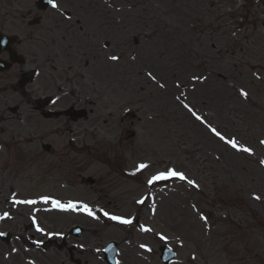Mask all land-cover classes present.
I'll return each mask as SVG.
<instances>
[{"label":"rangeland","instance_id":"rangeland-1","mask_svg":"<svg viewBox=\"0 0 264 264\" xmlns=\"http://www.w3.org/2000/svg\"><path fill=\"white\" fill-rule=\"evenodd\" d=\"M89 1L97 7L101 4L99 0ZM211 1L215 0H141L145 10L133 13L138 18H130L136 20L129 23L130 27L127 28L130 37L128 30L118 33L117 43L125 45V41H128L129 50L121 58V64L112 63L113 85L125 91L129 89L131 99L135 94L140 96L145 102L146 122L141 124L140 130L136 127L138 137L134 146L141 147L142 153L131 155L133 171L127 185L130 199L93 204L99 219L89 221L97 230V242L91 245L97 250L94 252L90 249L86 254L90 264H105L100 258V251L109 240L120 243L119 259L123 264H162L158 247L165 243L178 252V260L174 264H255L245 251L244 242L241 245L239 224L240 218L247 222L251 214L256 213L259 221L264 223V143H261L264 141V47L251 46L247 39L235 34L238 9L235 0H226L229 6L224 9L227 23L222 37L209 34L208 17L218 13L216 7L208 6ZM121 2L124 4L125 0ZM107 9L113 11L112 5L108 4ZM115 13L124 14L118 10ZM133 14L128 12V15ZM134 24L140 27H133ZM164 25L174 30L176 39L166 34L157 36ZM136 37L140 40L139 44L135 43ZM180 39L185 42L184 45L178 44ZM121 50L127 49L123 47L117 51L120 56ZM248 60L258 64V67L252 69ZM123 61L126 66H123ZM148 72L157 76V80L151 82L147 75L144 76ZM195 74L201 78L191 85H196L198 89L188 94L187 102L197 104L207 122L228 137L239 140L242 147L251 149V154L229 147L193 119L177 99L179 88L165 91L161 87H168L172 81L179 79L191 80ZM214 74L223 80L224 89L229 87L223 96L221 90L217 93L209 89ZM235 85L249 91L253 98L250 104L244 103L233 91L231 87ZM123 100V93L118 92L108 103L113 107L111 111L114 115H119V105ZM139 107L136 104V111ZM102 112L103 109L98 108V113ZM127 128L136 130L131 122L126 121L112 126L106 135H115ZM110 139L114 140L112 137ZM137 161H145L149 167L137 171ZM167 169L183 170L196 181L197 186L190 188L179 181L152 188L145 185L152 175ZM55 177V173H36V179L41 182H19L16 186L17 197L48 194L47 190L54 184ZM5 190L8 194L10 188ZM150 192L153 193V202L150 197L145 203H138L141 195ZM252 193L259 194V199H253ZM81 194L87 193L81 191ZM238 199L243 200V206L238 204ZM7 204V199H3V211ZM24 207L18 205L14 211L19 215V227L29 223V210ZM101 208L134 216L151 231L139 229L136 223L117 226L109 222ZM40 212L42 218L37 217L48 229L50 222L68 226L75 221H87L84 216L76 217L73 213L54 216ZM200 212L209 217L207 223L200 220ZM159 234L167 236L169 241H163ZM259 238L257 243L260 246L263 242ZM85 239L83 245L86 244ZM140 244L149 245L152 251L141 249ZM33 250L30 245L26 247L29 263H26L23 255L21 264H31ZM41 251H46L38 252L46 264H51L48 258L57 261L58 254L62 258L63 252L58 253L53 242L47 243Z\"/></svg>","mask_w":264,"mask_h":264},{"label":"flooded vegetation","instance_id":"flooded-vegetation-1","mask_svg":"<svg viewBox=\"0 0 264 264\" xmlns=\"http://www.w3.org/2000/svg\"><path fill=\"white\" fill-rule=\"evenodd\" d=\"M2 5L5 6V14H0V108L5 106L20 114L6 117L5 130L14 137L49 139L50 147L47 151H34L31 157H43L45 165L50 169L70 172L77 179L82 178L80 175L91 163L94 149L84 152L82 139H79L84 128L83 119L77 117V112L70 111V108L83 107L87 96L77 95L76 92L91 89L87 86V81L95 83L97 80L99 61L95 57L96 26L90 19L87 27L90 26L92 30L81 41L76 33L68 35L66 26L61 21L53 23L49 14L38 15L37 20L20 21L14 14L12 3H1L0 6ZM254 6L253 3L252 7ZM33 12V8H30L27 14L32 15ZM254 14L257 12L254 11ZM77 21L81 22L79 19ZM34 27L42 32L40 40H34ZM253 27L260 31L256 19ZM59 71L61 74L56 78L55 73ZM86 73L88 80L85 78ZM58 79L70 83L72 87L68 92L71 95L55 100L51 108L53 111H65V115L48 116L50 111L38 106V93L49 96L52 82ZM2 120L3 117L0 116V126ZM43 122L47 133L40 131V124ZM18 124L22 127L19 128ZM26 129L28 131H24ZM57 135L60 137L53 138ZM98 148L113 171L118 170V164H112L114 159L109 151L104 147ZM30 161L34 159L30 158Z\"/></svg>","mask_w":264,"mask_h":264},{"label":"snow or ice","instance_id":"snow-or-ice-1","mask_svg":"<svg viewBox=\"0 0 264 264\" xmlns=\"http://www.w3.org/2000/svg\"><path fill=\"white\" fill-rule=\"evenodd\" d=\"M49 3L52 4L53 8L58 7V5L54 2V0H49ZM112 60H118L119 57L117 56H112L111 57ZM149 75L151 76V73H149ZM153 79H155V77H152ZM199 79V78H197ZM161 87H163V85H161ZM242 95H244L245 97L247 96L246 92L241 93ZM179 99V98H178ZM185 108L188 109V111L195 117L196 120L201 121L202 123H204L205 121L203 120V118L201 116H199L191 107H189L187 104L184 105ZM210 131L217 137H219V139L221 140H225V137L215 128H210ZM225 142L227 144H229L233 149H237L238 151L241 152H245V153H249L251 154V149L246 148V147H242L239 146L237 144V142L234 139H228L225 140ZM261 143H264V141H261ZM262 163H264V161H262ZM149 165L141 163L139 165H137V171H141L143 169L148 168ZM171 178H178L180 180H187L186 176L184 175V173L176 171L175 169H167L165 171H161L158 172L157 174L153 175L148 181L147 183L149 185L154 184L157 181H165ZM187 183L190 185H195V182L192 180H187ZM256 199H259V197H256ZM42 200L44 203H49L51 202L53 207L56 209H59L61 211H68V210H80L85 212L88 216L93 217L94 219H98V217L95 216V213L93 211L92 208H90L87 204H77V203H73V202H69L68 204H63L61 201L59 200H55V199H51L50 197H42ZM17 203H26V204H35L36 201L34 200H26V201H16ZM138 203H144V200H140L138 201ZM105 216H107L109 219L114 220V221H118L119 223L122 224H132L133 221L131 219H126L120 216H114V215H109L108 212H104L103 213ZM7 215V214H5ZM201 219L206 220L207 218L204 216H201ZM144 231H151V229H143ZM42 231V229H41ZM0 235H2V233H0ZM162 240H166L167 238L164 236L160 237ZM141 247H144L143 245H141Z\"/></svg>","mask_w":264,"mask_h":264},{"label":"bare ground","instance_id":"bare-ground-1","mask_svg":"<svg viewBox=\"0 0 264 264\" xmlns=\"http://www.w3.org/2000/svg\"><path fill=\"white\" fill-rule=\"evenodd\" d=\"M102 2H103V3H118L119 0H102ZM126 2H127V3L130 5V7H131L132 9H134V10H137V9L141 8L140 0H126ZM163 34L169 35L171 38L176 39V36H175L174 30H173L171 27H168V26L166 27V26H164V27L160 28L159 31H158V35H157V36H162ZM178 44H179V45H184L185 42H184L182 39H180V40H178ZM182 59H183L184 61H186L185 58L182 57ZM147 76H148L149 79H151V80L153 79L152 76H150L149 74H148ZM186 84H188V83H186ZM179 87H180V88H184L185 86L179 85ZM209 89H211V90H210L211 92H217V93H219L218 90H220V87H219L218 85H213V86L209 87ZM236 92H237L238 94H240L242 100H244V101H249L248 96L245 97L244 95H242V94H241L242 92H241L240 89L237 88V89H236ZM178 95H179V99H181V100H184V99L186 98V94H185L184 92H182V91L179 92Z\"/></svg>","mask_w":264,"mask_h":264}]
</instances>
